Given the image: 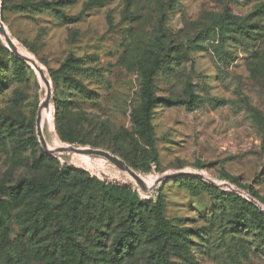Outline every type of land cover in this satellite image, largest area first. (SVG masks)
<instances>
[{"label": "rangeland", "instance_id": "374dc122", "mask_svg": "<svg viewBox=\"0 0 264 264\" xmlns=\"http://www.w3.org/2000/svg\"><path fill=\"white\" fill-rule=\"evenodd\" d=\"M1 11L16 46L37 61L51 83L48 115L42 121L50 149H96L85 145L95 143L100 150L110 148L107 152L148 181L199 173L205 180H198L246 200L251 190L264 198V0H0ZM225 14L229 17L223 23ZM158 41L174 56L170 71L160 58L158 96L189 101L191 85L202 103L193 111L187 105L157 109L156 165L136 141L131 111L140 102L141 67L162 53ZM1 43L5 45L0 33ZM70 54L86 58L94 69L82 79L97 96L75 95L76 109L65 120L55 117L49 71ZM8 77L0 94V182L10 187L22 178L45 181L61 168L69 173L56 198L39 196L14 210L0 264L8 255L18 256L22 264H47L54 248H73L69 237L79 244L74 264H160L153 240L136 243L126 256L113 250L126 211L103 201L92 176L132 184L143 196L155 197L163 189L167 219L202 230L204 237L193 235L183 254L167 246L170 264H264L262 235L241 226L225 237L219 231L241 214V206L221 205L200 183L181 185L175 177L144 191L102 157L47 153L36 124L45 109L46 85L34 70L18 80L9 69ZM4 120L13 122V136L3 132ZM210 220L220 222L208 234Z\"/></svg>", "mask_w": 264, "mask_h": 264}, {"label": "trees", "instance_id": "16d2710c", "mask_svg": "<svg viewBox=\"0 0 264 264\" xmlns=\"http://www.w3.org/2000/svg\"><path fill=\"white\" fill-rule=\"evenodd\" d=\"M0 15V19L5 22L6 19L2 11ZM228 17L229 15L225 14L220 17V21L224 23ZM205 39L206 38H202L200 42L205 41ZM158 42L162 45L161 41ZM198 43L199 42L195 43V45ZM161 52V55L159 54L150 59L148 63L141 67L140 102L138 106H135L131 111V123L136 131V141L149 150L150 161L156 165H159V155L156 146L153 119L157 109L163 105L170 107L187 105L189 110L193 111L199 108L202 103V99L195 93L191 85L187 86L189 101L174 100L170 97L158 96L156 93L155 78L159 71L160 58H162V62L164 66H166V69H169L168 71H170V67L174 63V56L170 48H164L162 45ZM9 69L18 80H23L27 76L28 71L33 72L27 63L11 53L10 50L1 43L0 94L4 92L9 85ZM91 70L94 69L87 64L86 58L70 54L59 68L49 71V78L55 92V98L53 99L55 117L65 120L71 118L73 111L76 109V103L74 101L75 95L86 99L96 98L97 93L91 90L82 79V77ZM11 122L12 121L4 120L2 128L3 132L5 131L13 136L15 128L14 124H11ZM261 123L264 124V119ZM2 138L3 135L2 132H0V140ZM65 142L79 145L85 144L79 141L65 140ZM85 145L96 149L101 148L99 144L95 143ZM104 149H107V151L111 150L108 147ZM46 156L52 158L49 155ZM68 173L69 168H61L55 172H51L45 181L22 178L10 187L0 182V249H6L10 243L9 225L12 221L14 210L20 206L27 205L29 201L37 202L39 196L49 199L56 198L62 183L66 181ZM89 179L96 183L104 202L110 206L115 205L126 211V216L121 224L122 229L115 237L113 244V250L118 253V255L126 256L130 254L135 244L141 242L143 239L149 241L153 240L157 243L156 254L160 264H170L167 257L168 245H172L178 252L183 254L185 252V247L187 248L189 244L193 243L191 239L193 235L204 237L201 229L193 230L181 228L172 224L171 221L167 219V203L163 194V189H160L155 197H150L143 196L132 184L110 182L98 176H92L89 177ZM175 182L181 185L198 182L201 188L209 193L212 199L219 201L221 205L228 201L241 206V214H238L232 221H227L225 225L220 227L221 229L219 231L222 232L224 237L227 233L232 234L237 232L239 226H241V228L253 230V232L258 235H262L264 241V213L252 202L233 192L223 191L219 187L207 184L195 177L185 175L179 176ZM249 195L251 198L264 205V198L258 195L257 192L251 190ZM80 204L82 205L83 203L81 202ZM78 206L80 207L79 204H76V207ZM31 207H36V205L32 203ZM30 213L33 217L35 216L32 208L29 214ZM214 218H216V216H214ZM108 219H110V217H108ZM20 222L23 227L25 222L23 217L20 219ZM218 222H220V220H210L211 228H209L208 234L213 230L212 224L216 225ZM219 225H222V223H219ZM28 229L29 228H27V231ZM102 238L103 236H101V239ZM69 240L73 248L71 250L65 249V251L62 245L59 250L54 248L53 255L50 260H48L47 264H74L76 262V254L77 257H80L77 253L79 244L75 242V238L71 239L69 237ZM80 251L79 249V252ZM57 252H60V254L57 255ZM66 253L67 255H65ZM5 264H22V262L18 256L8 255Z\"/></svg>", "mask_w": 264, "mask_h": 264}, {"label": "water", "instance_id": "95a60500", "mask_svg": "<svg viewBox=\"0 0 264 264\" xmlns=\"http://www.w3.org/2000/svg\"><path fill=\"white\" fill-rule=\"evenodd\" d=\"M0 33L3 36L4 43L8 47V49L14 55H16L19 59H21L23 62L30 65L32 67V69L36 72V74L39 76L40 80L46 85L47 95H46V99L44 102V108L46 110L50 105V101H51V97H52V88H51V83L48 80L44 69L37 63V61L35 59H33L32 57L26 56V55L19 52L18 47L14 43L12 37L9 35V33L5 27V24L1 19H0ZM43 111H44V109L39 112V115L37 117V121H36L37 135H38V139H39V142H40L42 148L47 153H50V154L74 153L77 155L102 157V158L106 159L107 161H109L110 163H112L114 166H116L121 171L129 174L131 176V178H133L134 181L137 183V185L140 186L144 191H151L152 189L157 188L161 183H163L166 180H169V179L175 178V177H179V176H184V175L205 180V176L202 174L181 172V173L174 174L173 176H164L163 178L158 179L155 182L153 187L147 188L143 182V179L135 171H133L121 159H119L118 157L112 155L111 153H109L107 151L100 150V149L77 148L74 146H69V147H64V148H59V149H54V150L50 149L49 146L47 145V142H46V139H45L44 133H43V128H42V121H43V114L42 113H43ZM211 185L216 186V187L219 186L215 183H211ZM221 186L228 188V189L232 188L230 184H223ZM247 200L252 202L255 206H257L264 213V207L260 202L256 201L255 199H253L251 197H248Z\"/></svg>", "mask_w": 264, "mask_h": 264}, {"label": "bare ground", "instance_id": "6f19581e", "mask_svg": "<svg viewBox=\"0 0 264 264\" xmlns=\"http://www.w3.org/2000/svg\"><path fill=\"white\" fill-rule=\"evenodd\" d=\"M18 50H19V48H18ZM19 52L20 53H22V54H24V55H26L25 53H23L22 51H20L19 50ZM26 56H28V55H26ZM30 57V56H29ZM43 118L45 119L46 117H47V115H48V113H47V111L44 109V111H43ZM64 154V153H63ZM129 175V174H128ZM130 176V175H129ZM131 177V176H130ZM142 178V177H141ZM133 179V178H132ZM143 179V178H142ZM157 181V180H156ZM156 181H148V180H145V179H143V182H144V184H145V186L147 187V188H151V187H153L154 186V184H155V182Z\"/></svg>", "mask_w": 264, "mask_h": 264}]
</instances>
